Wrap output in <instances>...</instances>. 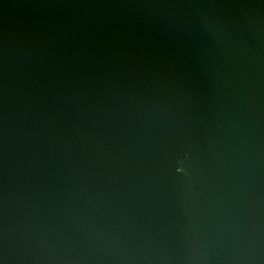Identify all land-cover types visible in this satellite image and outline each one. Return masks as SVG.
I'll return each instance as SVG.
<instances>
[{
	"label": "water",
	"instance_id": "obj_1",
	"mask_svg": "<svg viewBox=\"0 0 264 264\" xmlns=\"http://www.w3.org/2000/svg\"><path fill=\"white\" fill-rule=\"evenodd\" d=\"M0 264H264V0H0Z\"/></svg>",
	"mask_w": 264,
	"mask_h": 264
}]
</instances>
